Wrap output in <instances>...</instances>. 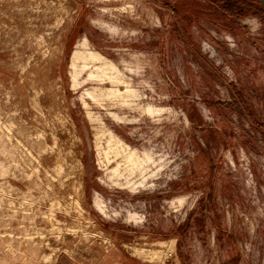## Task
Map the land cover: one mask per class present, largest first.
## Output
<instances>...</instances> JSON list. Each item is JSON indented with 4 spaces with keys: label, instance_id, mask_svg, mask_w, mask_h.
I'll use <instances>...</instances> for the list:
<instances>
[{
    "label": "rangeland",
    "instance_id": "obj_1",
    "mask_svg": "<svg viewBox=\"0 0 264 264\" xmlns=\"http://www.w3.org/2000/svg\"><path fill=\"white\" fill-rule=\"evenodd\" d=\"M0 264H264L259 0H0Z\"/></svg>",
    "mask_w": 264,
    "mask_h": 264
},
{
    "label": "bare ground",
    "instance_id": "obj_2",
    "mask_svg": "<svg viewBox=\"0 0 264 264\" xmlns=\"http://www.w3.org/2000/svg\"><path fill=\"white\" fill-rule=\"evenodd\" d=\"M83 47V46H82ZM87 56V57H86ZM74 58L81 60L82 62H92L96 61L98 57H93L91 55H86V53L80 52L79 54L74 55Z\"/></svg>",
    "mask_w": 264,
    "mask_h": 264
},
{
    "label": "water",
    "instance_id": "obj_3",
    "mask_svg": "<svg viewBox=\"0 0 264 264\" xmlns=\"http://www.w3.org/2000/svg\"><path fill=\"white\" fill-rule=\"evenodd\" d=\"M259 2L261 4L262 8L264 9V0H259Z\"/></svg>",
    "mask_w": 264,
    "mask_h": 264
}]
</instances>
